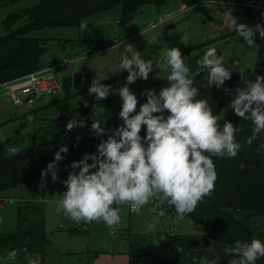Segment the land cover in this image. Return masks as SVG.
Listing matches in <instances>:
<instances>
[{
	"label": "rangeland",
	"instance_id": "374dc122",
	"mask_svg": "<svg viewBox=\"0 0 264 264\" xmlns=\"http://www.w3.org/2000/svg\"><path fill=\"white\" fill-rule=\"evenodd\" d=\"M37 1L0 0V34L5 31L1 19L6 14L33 5ZM179 1L167 0L160 7L145 5L134 15L129 26L124 28L118 23L120 7L116 6L111 10L89 16L80 27L38 29L32 34L47 38L48 48L47 53L42 57L41 69L55 65L53 70L62 80V87L65 78H69L72 84L74 74L81 73L82 87L86 89L69 100V106L73 108L81 104L94 105L95 111L104 118L101 126L107 129V132H111L123 123L119 116L122 100L118 91L127 82L128 73L127 70L112 72L111 69L118 66L124 51V43L133 44L145 59L152 58L154 61L159 59L166 46L178 47L180 50L191 46L192 49L189 48V51L181 52V54L184 56L185 63L193 71L199 67L197 61L202 57L205 48L210 46H215L218 53L224 55L226 64L232 71L251 68L256 59L264 55V49L259 45L249 47L244 44L243 37L238 33L234 36L233 33L231 34L234 31L231 30V22L227 24L223 21L226 15L224 6L214 5L218 6V9L214 11L211 9L213 5L209 7L204 5L206 11L189 9L173 18L166 19L164 15L167 13L178 12ZM235 18L238 22L245 24L256 23L244 10L235 12ZM258 23L264 26L263 23ZM118 35L122 37L118 39ZM255 38L264 40L259 33L255 34ZM108 39H113L112 45L100 50L90 49L92 40ZM64 58H69L70 62L59 65ZM100 64L105 65L103 71L98 67ZM169 72L170 69L166 72L161 68H155L154 65L147 80L137 79L129 85L130 90L138 97L137 111L140 104L144 103L147 98L141 93L146 89H154L158 93L162 87L169 84L166 78ZM205 76V71L200 72L195 77L196 85L207 84ZM95 79L111 86V92L107 98L96 100L94 94L88 92L89 86ZM70 89L72 90V86ZM62 94L63 92L45 93L38 103L28 109L1 102L0 150L8 151L9 143L12 141L20 149L33 142H60L75 131L94 132L91 129L92 121L84 122L83 126L74 127L70 131L67 130L66 123L58 124L56 118L60 112V104H52V102ZM165 115H167V110H165ZM95 118L97 117L94 116ZM17 138L21 140L17 141ZM67 166L69 170H62L64 168L62 166L57 171V181L53 182L50 177V181H45L43 187H41L40 179L35 186L30 185L32 183L30 182L1 193L2 199H12V203L6 200L0 207V216L3 217L0 229L10 230L15 227L16 207L22 196L42 204L46 235L49 234L43 264H131L130 257L133 258L135 264H155L169 258L168 249L161 244L163 233H189L199 236L205 232L201 224H196L188 218L180 219L177 214L172 213L159 215L158 211L151 209L154 199L139 212H131L127 204L114 205L121 209V221L114 230L102 221H94L88 223L86 233L70 234L67 229L72 224V220L62 211L59 213L56 211L60 195L66 190L62 181L74 171L70 164ZM154 217L156 218L155 230L146 231L147 223L153 222ZM263 223V219H255L254 226H256L257 234L264 232ZM130 249L133 254H130ZM38 258L37 255L28 253L18 259L9 255V252H5L0 255V264H32L30 261Z\"/></svg>",
	"mask_w": 264,
	"mask_h": 264
},
{
	"label": "clouds",
	"instance_id": "9594fccd",
	"mask_svg": "<svg viewBox=\"0 0 264 264\" xmlns=\"http://www.w3.org/2000/svg\"><path fill=\"white\" fill-rule=\"evenodd\" d=\"M203 3L209 7L217 0H203ZM230 27L249 47L256 45V33L264 38V26L260 23L250 26L232 17ZM123 47L118 66L111 69L128 73L127 82L118 91L122 100L119 116L123 123L111 130L107 139L97 145L95 153H84L79 160L71 162L74 171L62 181L66 190L56 206L58 213L62 211L77 224L102 221L113 230L121 221V209L114 205L127 204L139 212L156 199L174 206L178 218L183 219L214 190L217 173L212 157H235L242 147L236 139L240 128L224 119V115L214 113L207 99H197L200 93L195 77L200 72H206L207 86L216 88L223 87L231 78L232 69L215 46L204 51L195 71L185 63L178 47L166 46L155 61L145 59L131 43H124ZM154 65L166 72L170 69L166 76L169 84L158 93L154 89L144 90L141 95L147 98L137 111L138 97L129 85L137 79L147 80ZM98 67L103 71L105 65ZM225 91L230 90L225 88ZM88 92L96 100H102L109 96L111 86L95 79ZM230 106L236 115L254 125L252 136L246 141L250 145L264 131V76L257 75L254 81L247 79L243 88L237 86ZM93 116L97 118L93 119L91 129L96 135L105 134L107 129L101 126L104 118L97 111ZM83 125V119L73 116L66 128L70 131ZM142 125L145 126L143 136ZM67 151L68 146L61 144L54 159L41 170V187L49 174L53 182L57 181L58 162ZM17 153L16 146L8 147L10 156ZM163 214L161 210L159 215ZM155 220L154 217L153 222L147 223L146 231L155 230ZM230 252L234 258L229 264H256L264 257V240L236 239ZM219 262L218 258L208 260V264Z\"/></svg>",
	"mask_w": 264,
	"mask_h": 264
},
{
	"label": "trees",
	"instance_id": "16d2710c",
	"mask_svg": "<svg viewBox=\"0 0 264 264\" xmlns=\"http://www.w3.org/2000/svg\"><path fill=\"white\" fill-rule=\"evenodd\" d=\"M166 1L38 0L33 5L11 11L1 19L5 31L0 34V82L41 69L42 57L47 53L48 48L47 38L32 34L38 29L80 27L89 16L111 10L116 6L120 7L118 23L124 28L129 26L134 15L143 6L160 7ZM181 2L188 6L195 5L192 8L194 11H206L204 5L197 4L199 0H181ZM256 23L247 25L253 26ZM234 31L231 32L233 36L237 33ZM255 42L264 49V40L255 38ZM112 44L113 39L92 40L90 49L100 50ZM189 48L191 46L181 52L189 51ZM257 75L264 76V55H260L251 68L233 70L231 78L226 80L221 88L207 84L196 85L200 93L197 99H207L214 113L224 115V119L231 121L234 127L240 128L236 133V139L242 147L235 157H212L217 173L214 190L210 196H206L197 204L192 213L184 216L196 224H201L205 232L199 236L189 233H163L161 244L168 249L169 258L155 264H208V260L213 258H218L219 264H229L234 258L230 252L234 240L252 238L264 240V232L257 234L254 226L255 219L261 218L264 221V148H260L264 145V131L260 132L249 145L246 141L252 136L254 125L250 120H244L236 115L230 106V100L236 94L237 86L245 87L247 79L254 81ZM71 86V80L65 78L62 96L52 102V104H60L56 121L58 124H65L73 116L78 120L83 119L84 122L93 121L94 105L81 104L73 108L69 106V100L86 89L82 87L80 90H74L72 86L71 90ZM225 88L230 91H225ZM220 123L222 125L223 120ZM78 133L82 132H72L71 136H66L60 142L28 143L18 149V153L14 156H10L8 151L0 150V191L16 188L41 178V170L54 159V153L61 144L67 145L68 151L62 153L64 159L58 162L57 171L62 166L71 164L73 160H79L84 153H95L97 145L111 134V132L103 135H96L95 132L83 133L81 138L73 139L72 135ZM140 134L142 136L145 134L143 125ZM18 140L21 138H17ZM15 144L12 141L9 146ZM1 199L0 197V201ZM155 201L159 200L155 199ZM161 210L165 214H177L174 206L166 202L161 203L158 212L160 213ZM262 226L264 229V223ZM67 230L70 234H83L88 231V224L83 222L77 224L72 221ZM48 241L42 204L21 199L16 207L15 227L10 230L0 229V255L15 251V257L19 259L24 254H34L39 257V264H43ZM207 248L212 250V253L204 258L203 253ZM130 254L133 252L131 251ZM130 263L135 264L131 257ZM256 264H264V257L258 259Z\"/></svg>",
	"mask_w": 264,
	"mask_h": 264
},
{
	"label": "built area",
	"instance_id": "2783aa9c",
	"mask_svg": "<svg viewBox=\"0 0 264 264\" xmlns=\"http://www.w3.org/2000/svg\"><path fill=\"white\" fill-rule=\"evenodd\" d=\"M197 4L204 5L203 0H199ZM213 5L224 6L226 8V15L223 21L227 24L231 22L232 17L235 18V12H238V10H244L251 20L264 24V0H217V3ZM194 6L195 5L188 6L185 3L180 2L177 13L171 12V14H169V12L164 16L166 19L173 18L181 12L192 9ZM120 37L122 36L119 35L118 39ZM69 62V58H64L59 65H61V63L66 64ZM54 68L55 65L39 69L38 71L18 78L0 82V103L5 102L15 107L28 109L38 103L40 97L45 93H61L62 80L53 70ZM64 169H68V166H64ZM6 200L9 203H12V199ZM6 200L1 199L0 206H2ZM160 207L161 203L159 201H155L152 203L151 209L153 211H158ZM130 211L135 212L131 209ZM9 255L15 257V251H10ZM38 262L39 260L30 261L32 264H37Z\"/></svg>",
	"mask_w": 264,
	"mask_h": 264
},
{
	"label": "water",
	"instance_id": "95a60500",
	"mask_svg": "<svg viewBox=\"0 0 264 264\" xmlns=\"http://www.w3.org/2000/svg\"><path fill=\"white\" fill-rule=\"evenodd\" d=\"M157 49V48H153ZM72 86L74 90H80L82 88V76L81 73H75L73 76ZM83 136V133H78L72 136L73 139L81 138ZM47 237H49V234H47ZM212 253V250L205 249L203 253V257L206 258Z\"/></svg>",
	"mask_w": 264,
	"mask_h": 264
},
{
	"label": "crops",
	"instance_id": "0c3cea01",
	"mask_svg": "<svg viewBox=\"0 0 264 264\" xmlns=\"http://www.w3.org/2000/svg\"><path fill=\"white\" fill-rule=\"evenodd\" d=\"M181 1H179V3H180ZM211 9H213L214 11H216L217 9H218V6H211ZM208 12H209V10H208ZM219 15H222V13H219ZM122 36V35H121ZM118 37H119V35H118ZM116 44H118V43H116ZM66 50V49H65ZM85 103H87L86 101H85ZM62 170H69V168L68 169H64V168H62ZM50 177H51V175L50 176H48L47 177V179H46V181H50ZM41 178H39V179H37V180H35V181H33L30 185H37V181L38 180H40ZM7 191V190H6ZM3 192H5V191H0V197L2 196L1 195V193H3ZM22 199H27V198H25V197H23L22 196ZM30 200V199H29ZM1 207V206H0ZM2 221H3V217L2 216H0V223H2ZM35 260H38V259H35Z\"/></svg>",
	"mask_w": 264,
	"mask_h": 264
}]
</instances>
